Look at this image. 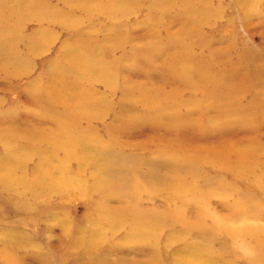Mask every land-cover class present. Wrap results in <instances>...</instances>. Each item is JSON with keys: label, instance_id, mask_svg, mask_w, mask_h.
<instances>
[{"label": "bare ground", "instance_id": "obj_1", "mask_svg": "<svg viewBox=\"0 0 264 264\" xmlns=\"http://www.w3.org/2000/svg\"><path fill=\"white\" fill-rule=\"evenodd\" d=\"M149 1L56 0L57 5L53 7L42 0H0V80L4 81L5 79L8 80L28 73L29 65L31 64L30 58L43 53L48 44L58 40L56 32L50 30L51 27H58L69 33L60 43L59 52L53 58L47 60V63L45 62V67L49 69L50 73L46 77L47 81L51 83L50 92L48 93L49 96L47 94L43 95L45 100L41 97L36 100L43 111L36 114L33 112L28 113L29 111L22 112L15 106L5 109L0 106V118L4 120L2 122L10 123H7L8 126L3 128L4 124L1 125L2 122H0V145L5 146L4 152L0 157V169L2 174H7L5 178H0L3 188L11 191L20 189L21 192L25 191L31 198L37 197V200H48L53 197L70 199L75 192L83 193L86 190V193L91 197L93 194H100L98 200H94L96 203V218L85 222V225L77 234L73 236L66 234L67 232L69 233L68 225L64 220L58 219L62 220L60 223L63 230L57 231L58 240L56 241L59 246H65L68 243V246L64 248V253L69 259L67 264H110L109 257L113 256L117 258V261L113 264H124L122 257L125 256L124 247L127 244H139V248L136 249L137 254H142L149 250L147 253L152 255V260H156V255L153 252H157L159 247L160 236L158 231L163 230V228H172L169 222L176 220V218L172 215L171 209L167 211L166 215H160L159 211L152 208L143 210L138 203L140 202L138 193L143 189L152 194L155 191V185H157L154 181L160 178L158 184L163 189H157V191L167 195L165 197H170L169 199L171 200V197L181 192L186 185L196 184L199 181L198 173L192 163L193 160H200L199 157L202 153L196 150L193 151V149H186L185 142L188 143L190 138H193L191 141L194 143L207 131H211L213 134L217 133V130L213 128L207 129L202 122L192 123V120L189 119L191 113L187 114L186 112L187 116L184 115L185 117L180 114H173L191 104H200L203 99L214 96L215 92L228 91L229 93L231 91V93L238 96L244 87L243 85L232 84L229 80L230 77L223 75V73L220 75L217 73V77H215V73L211 69L207 70L205 65L199 67L198 64H195L196 60L203 55L194 54L193 49L206 46L204 43L205 38L201 35V29L209 24V21L217 22L224 8L213 4V0H154L152 5L147 8L150 17L147 16L146 19L134 23L131 21L126 23L118 22L119 19L123 20L138 12L143 8L142 5ZM250 1L235 0L237 9L241 7L248 11L253 7V3L256 2L253 0L251 4ZM58 4L60 7H58ZM143 9H146V7ZM131 12L132 14H130ZM94 14L105 15L94 17L107 18L108 22H116L117 25L115 23H109L105 26L99 24L98 29L94 33H86L85 27H89V19H93L92 15ZM166 16H172L175 19L164 27L162 20ZM175 22L178 23L179 30L175 32L174 36L177 38L175 37L176 39L173 40L174 38L172 39L171 37L170 39L168 35L170 28ZM28 24L35 26V29L29 32L26 31L25 26ZM135 26L146 28L148 36L156 38L158 42L165 44L166 50L161 51L152 43H148L141 46L142 48L138 46L137 49L136 47L137 51L135 53H122L120 64L117 61L114 64L112 58L109 57L111 55L110 51L118 46L127 45L126 34L133 33L132 29ZM160 26L163 27V31L160 30L163 32L162 36L158 34ZM87 30L94 29L90 26ZM98 30L100 31L99 33ZM110 30H113L111 36L101 37L103 33ZM233 34L234 32L228 36H233ZM230 39L231 37L229 39L219 37L213 42L228 43ZM209 44L207 43V47ZM230 46L233 47V44H228L226 48L230 49ZM226 48L217 51L206 50V55L203 57H213L214 59L222 57L227 54ZM172 51L173 53L170 54ZM126 54L134 55L136 59L142 57L143 65L145 64V66L151 65V62L166 58L163 66L160 64L164 77L162 78V83H159L169 90H155L152 86L146 87L144 82L137 84L130 81L133 77H120V73L124 70L121 63L124 61V55ZM236 57V65H238L236 67L240 66V68L245 70L241 63L242 57L240 54H237ZM216 60H220V58ZM132 62L133 59H131L130 63ZM52 66H55V69ZM132 68L133 64H130V68L127 70L129 75L133 71ZM225 68L227 72L231 70L230 66ZM251 72L264 76V70H249L247 73ZM191 75H197V77H190ZM208 75H214L213 77L216 78V81L213 79V81L209 80ZM242 77L250 76L245 74L244 71ZM146 81L149 80L146 79ZM200 84L203 87L202 89H198ZM37 86V79H32L31 82L24 84V88L32 93L37 90ZM98 88L103 89V91L99 92ZM195 90H200L199 93L202 94L200 101L198 97L189 101L179 97L178 93H181V91ZM107 91L115 93L114 95L116 96L129 93L132 97L134 92L137 93V96H140L136 100L128 98L125 103L118 101L115 105L108 101ZM53 93L57 94L59 100L62 99L61 107H56L50 103ZM63 96L71 99L72 103H74L72 107H68L69 103H66ZM174 98H176V101ZM258 98L261 97L258 96ZM121 99L123 102V97ZM253 100L245 99L235 103L228 101L224 103L220 102L221 99H219L217 104H208L207 111L211 110L213 112V110H217L219 112L223 104L231 107L229 108L231 114L236 109L239 115L233 116L234 119H232L231 115L229 116L224 112L225 114H217L216 124L208 120V118H206V121L210 124L222 125V127L235 122L244 124L254 113L252 111L258 110L260 118L255 122L258 121L263 124L264 121L261 119L264 120V101L262 104L261 99H259L257 101L259 103L258 108L252 109L251 106H256V103L253 104ZM112 107L116 109L114 113L111 112L113 111ZM136 107H142L140 110L146 108V112L130 113ZM158 114L165 116L163 124L161 126L157 125V127L169 136L170 139L166 143L169 148L167 147L165 152H160L158 149L154 155L155 157L153 156L149 159H138L135 155H127L121 150L119 152L112 149L109 150L105 143L101 142L99 133L91 127L94 121L103 122L104 124L101 125L106 127L107 135L111 137L116 125L123 127L122 133L128 132L130 127L132 128L137 122H143L144 119L151 118V120L157 122L159 119ZM16 118L24 121L33 120L34 123L32 125L38 127L48 125V129L42 130V133L36 132V130H29L23 134L22 126H16L18 123H12ZM80 120L87 121L88 126H79L77 123ZM23 125L26 124L24 123ZM185 130L188 131L187 134H185ZM39 136L42 139L37 140ZM15 138L18 140L23 139L24 144L15 145ZM185 139L187 141H184ZM221 143L220 141H214L209 144L216 145L203 154L204 162L217 163L220 169L241 174L249 168L252 169L248 172H254L257 161L264 163V156L262 155L264 153V145L262 146L256 141L250 142L249 146H238L237 150L234 148L235 146L222 145ZM106 145H108V142ZM138 146L142 148L141 145ZM60 153H62L63 159L58 158ZM231 155L235 159L229 163V156ZM160 156L163 159L159 160ZM34 159H36V162L33 164L31 174L29 176L22 175V171L25 170L24 166L28 161L32 162ZM69 160L70 162H68ZM68 163L70 166L75 164L74 168H76V171L70 169L71 173L66 170L68 169ZM251 163L252 166H250ZM245 164L248 165L246 166ZM85 166L93 173L91 175L90 171H88L91 177L86 182L79 179L80 173L85 172ZM137 166H143L146 172L137 171L139 168ZM257 168L255 170L258 172ZM42 170L46 171L47 175L42 173L39 176V172ZM158 170L166 171L167 176L161 179L162 176L159 175ZM48 171L52 172L49 173ZM261 177H264V174L255 176L254 182L260 184ZM47 178L53 179V181L48 182ZM188 180L189 182H187ZM206 180L217 186V192L222 190L234 191L230 185L223 183V180L211 178ZM171 183L178 184V188H174ZM109 192L113 194L110 196L104 195V193L108 194ZM236 196V204H238V201L242 202L243 199H246L241 193H236ZM131 202L134 204H128ZM180 202L177 205L179 207L177 209L178 212L187 211L189 209L188 205L183 200ZM111 203L120 204L122 207L113 208L110 206ZM172 208L175 209V206ZM203 208L200 212L201 214L203 211L200 215L202 220L205 212L208 211L207 207L204 210ZM230 211L231 208L229 209V214ZM188 213L189 211L186 212V214ZM175 214L179 216L180 220L184 219L183 213H180L182 214L181 216L177 212ZM214 217L213 215V220ZM221 224L225 223L218 222V225H210L212 228L211 234H214V232L219 233L221 229L218 226ZM201 225L197 230L196 238L176 255L177 259L179 258L180 260L181 256L191 257L196 261L204 257L207 258L206 249L202 248L200 239L210 234V231L205 228L206 226L203 223ZM182 230L179 233L171 232L165 242L170 241L169 246H171V243L176 241L174 237H177V241L181 240L184 237V233H186V231ZM0 232V247L7 254L5 259L4 257L3 259L0 258V264L9 263L7 260L10 257L8 255L9 251L14 252L18 249H23V246L35 248L34 243L28 239L29 237L25 233L6 231V229L0 230ZM121 232H123V238L118 241L119 245L116 246L110 243ZM232 232L241 233V237H244L243 234L250 236V233L246 231ZM13 235H16L15 238H19L18 242H12L11 237ZM229 236L235 238L231 233H229ZM130 248L133 250L132 247ZM127 251L132 253L130 250ZM209 251H211V247ZM38 253H31L33 254L30 256L32 263L51 264L47 259L48 255L46 253ZM211 253L210 256H212ZM10 258L13 260V262H10L11 264H22L25 261L13 256ZM139 263L141 264L142 261ZM203 264L213 263L205 261ZM216 264L219 263L217 262Z\"/></svg>", "mask_w": 264, "mask_h": 264}, {"label": "rangeland", "instance_id": "obj_2", "mask_svg": "<svg viewBox=\"0 0 264 264\" xmlns=\"http://www.w3.org/2000/svg\"><path fill=\"white\" fill-rule=\"evenodd\" d=\"M45 3L50 4L51 6H56V0H42ZM154 0H150L146 4H143L142 7H146V9H140L138 12L130 14L129 17L119 19V23H126V22H139L144 20L149 16V12L147 10L148 7L152 5ZM251 0V4H252ZM256 2L253 3V7L250 8L248 11L246 9H242L241 7L237 9L235 0H213V4H217L219 7L224 8L220 18L216 21H209V24L203 26L201 29V35L204 39V43L206 46L198 47L197 49H193L194 54L199 56L206 55V50L208 51H217L220 49H224L229 45L233 44V47L230 46V49H227V54L222 57H203L201 56L199 59L196 60L195 64H198L200 67L201 65H205L207 70L211 69L215 73V77H217V73L220 75H227L230 77V81L233 84L243 85V90L240 91V95H234L231 91H222V92H215L216 96L212 95L203 99V102L200 104H191L188 107H184L179 109V112H175V114H180L182 117L187 116L188 113H191L189 119L192 120V123H204L207 129H215L217 130L216 134H213L211 131H207L206 133L200 136L201 138L196 140L194 143L185 142L186 149H193L201 152L202 155L199 157L200 160H193L192 165L196 168L198 173V182L196 184H189L191 186L186 185L181 192H178L176 195H173L171 200L170 197H165L167 195L161 194V192L157 191L163 189L159 183V180L154 181L157 185H155V191L151 194L147 190H141L138 194L140 199L139 206L142 209H155L159 211L161 214H167L168 210H172V215L176 218L169 222V225H172V228H163V230L158 231V235L160 236L159 247L157 252H153L156 255V260H152V255L147 253L137 254L136 249L139 248V244L137 245H125L124 251L125 256L122 257V262L124 264H140L139 262L142 261L141 264H203L205 261H210L213 264L217 262L219 264H264V177H261L260 184L254 182V177L264 174V163L257 161L256 167L258 166V172L254 169V172H248L252 168L246 169L243 173H233L227 170L220 169L218 164L216 163H209L204 162L203 154L206 153L209 149L214 147V145H209L214 141L222 142V145L232 146L237 150L238 146L248 145L252 141H256L260 145H264V122L259 123L258 121L255 122L257 119L260 118V114L258 110H253L254 112L249 119H247L246 123L241 124L235 122L233 124L228 125H214L216 121L217 114H227L231 115L232 117H236L239 115L238 110L234 109L231 114L229 108L222 104V108L219 112L207 111L208 104L211 103H218V100L221 99L220 102L227 103H235L239 101H244L245 99H254L253 104L256 103V106L252 107V109H257L259 103L257 101L261 99V103L263 104L264 101V76H260L253 72L247 73L249 70H264V0H255ZM249 2V1H248ZM238 4V1H237ZM59 5V4H58ZM60 7V5L58 6ZM78 13V12H75ZM94 16H105L102 14H94ZM91 18V17H89ZM174 17L166 16L163 19L162 24L166 27L167 24H170ZM216 20V19H215ZM85 21V20H84ZM87 21V20H86ZM107 18H99L94 17L93 19H89V27L91 26L94 30H87L89 27L86 28V33H94L95 30L98 29V25L102 24V26L113 24L116 22H108ZM209 26V27H207ZM136 27V28H135ZM132 30L133 33H127L126 35V43L125 46H118L117 48L110 51L109 57L112 58L114 64L117 61L120 64V60L122 58V53H135L138 49V46H143L148 43H152L155 47L159 50H166L165 44L158 42L156 38H151L148 36V32H146V28L135 26ZM172 28V29H171ZM169 30L168 38L175 40L177 37L174 36L175 32L179 30L178 23L175 22ZM35 29V26L28 24L25 26L26 31H31ZM102 29V28H101ZM163 27L160 26L158 29L159 36L163 35ZM50 30H54L57 34V39L54 42L47 45L46 49L43 53L38 54L35 57L30 58V65L29 71L27 74L23 76H16L12 77L8 80H0V106L2 109L9 108V107H18V109L22 112L29 111L33 113H41L43 110L40 109L37 99L39 97L44 98L43 95H48L50 92V82L47 81L46 77L48 76L49 69H46V61L53 58V56L59 52V45L65 39L69 33L66 31L61 30L58 27H51ZM131 30V29H129ZM162 30V31H160ZM112 31L105 32L102 34V38L105 36H111ZM83 32V31H82ZM85 32V31H84ZM100 31L98 30V33ZM126 32H128L126 30ZM141 32V34H140ZM234 32L233 36L230 33ZM236 35V36H235ZM157 36V35H156ZM142 37V38H141ZM145 37V38H144ZM176 37V38H175ZM224 39H231L229 42H213L218 38ZM95 40V39H94ZM131 43V44H130ZM207 43H210L207 47ZM133 45V46H132ZM135 45V46H134ZM137 47V49H135ZM126 48V49H125ZM142 48V47H141ZM195 48V47H193ZM204 48V49H203ZM134 49V50H133ZM133 50V51H131ZM229 52V53H228ZM173 51L170 53L172 54ZM208 53V52H207ZM234 53V54H233ZM124 55L123 64L124 70L121 72L120 77H133L130 81L134 83H142L146 87L152 86L155 90L159 91H168L169 89L163 87L161 81L164 77L163 71L160 68V64L163 66L165 63L166 58L160 59L159 61L151 62V65H143L142 57L135 58L134 55ZM240 54L242 57L241 63L242 66L245 67V70L239 67H236L237 57L236 55ZM128 56V57H127ZM233 56V57H232ZM127 57V58H125ZM220 58V60H216ZM133 59V62H131ZM210 59V60H209ZM46 62V63H45ZM130 64H133L132 72L127 71L130 68ZM244 64V65H243ZM231 68L229 72H227L225 67ZM55 69V66H52ZM235 68V69H233ZM250 68V69H249ZM245 74L249 75L250 77H242ZM129 75V76H128ZM55 76V75H54ZM214 75H208V79L211 81H216V78L213 77ZM21 77V78H19ZM58 77V76H57ZM190 77H197V75H191ZM213 77V78H212ZM215 78V79H214ZM32 79L38 80L37 90L35 92H30L24 88V84L31 82ZM148 79L149 81H146ZM213 79V80H212ZM240 79V80H239ZM40 81V83H39ZM235 81V82H234ZM160 82V83H159ZM245 83V84H244ZM248 86V87H247ZM251 86V88H249ZM202 89L203 87L198 85V89ZM25 89V90H24ZM178 89V88H176ZM98 91H103V89L98 88ZM200 90L195 91H181L179 97H181L185 101L192 100L193 98L199 99L202 96L199 93ZM243 92V93H242ZM260 92V93H258ZM104 94V93H102ZM108 94V101L115 104L120 101V103H125L128 101V98H132L136 100L140 95L137 96V93H133L134 95L131 97L129 93H125V95H114L115 93H111V91H107ZM263 95V96H262ZM107 96V95H106ZM234 96V97H233ZM242 96V97H241ZM253 98H252V97ZM261 97V98H258ZM52 103L56 107L62 106V99L59 100V97L56 93L52 94ZM58 97V98H57ZM123 97V102L122 98ZM227 97V98H226ZM231 97V98H230ZM255 97H257L255 99ZM66 100V103H69L68 107H72L74 103H72L70 98L63 96ZM223 99V100H222ZM236 99V100H234ZM43 100V101H44ZM176 101V98H174ZM234 100V101H233ZM256 100V101H255ZM45 102V101H44ZM64 102V101H63ZM119 103V104H120ZM239 106V104H238ZM261 107V106H260ZM142 107L134 108L130 113H143L146 112V108L140 110ZM249 108V107H247ZM114 113L116 109L114 107L111 108ZM129 109V108H128ZM187 112V114H185ZM225 112V113H224ZM164 114V113H161ZM158 114L157 122L151 120V118L144 119L143 122H137L135 125L130 127L128 132H121L123 129L122 126H117L112 131V136L109 137L107 134L106 127H104L103 122H93L91 127L95 129L101 138V142L105 143V146L108 147L109 150H116L119 152L121 150L123 153L127 155H135L138 159H149L152 158L156 151L159 149L160 152H165L167 146V141L169 136L162 130L157 127L163 124V120L165 116ZM185 115V116H184ZM234 117L232 119H234ZM206 118L213 124H210L206 121ZM240 118V117H239ZM264 118V116H263ZM149 120V121H148ZM264 121L263 119H261ZM2 118H0V122H2ZM12 123H18L16 126H22L23 134L26 131H39L42 133V130L48 129V125L43 127H38L32 125L34 123L33 120H22L16 118L13 120ZM252 121V122H251ZM248 122V123H247ZM255 122V123H254ZM9 122H2V127L5 128L8 126ZM21 123V124H20ZM26 125H23V124ZM250 123V124H249ZM253 123V124H252ZM79 126H88V122L84 120H80L77 123ZM216 124V123H215ZM247 124V125H246ZM13 127V125H11ZM1 127V128H2ZM126 127V126H125ZM125 129V128H124ZM191 130V129H190ZM187 134V130H185ZM183 131V132H185ZM196 138V137H194ZM36 139V138H34ZM42 139V137H38L37 140ZM184 141H187L186 139ZM108 142V145H106ZM113 145L110 146L109 145ZM15 145L24 144L23 139L15 138ZM207 144V145H205ZM141 145L142 148H140ZM148 146V149H147ZM117 147V148H116ZM137 149H136V148ZM145 147V148H144ZM169 148V147H168ZM5 146L0 145V157L3 154V150ZM155 150V151H154ZM192 151V152H193ZM149 152V153H148ZM200 154V153H199ZM140 155V156H139ZM264 156V153L262 154ZM62 153L59 155V159L62 158ZM126 157H133V156H126ZM155 157V156H154ZM260 157V156H255ZM56 158V157H55ZM163 159V157H159V160ZM235 158L233 155L229 156V163L233 162ZM36 162L34 159L32 162L28 161L27 164L24 166L25 170L22 171V175L29 176L32 172L33 164ZM67 162V161H66ZM70 162V160L68 161ZM65 164V163H64ZM63 164V165H64ZM75 165V164H74ZM74 165L71 166L68 163V169H72L76 171ZM246 166L248 164H245ZM250 165V164H249ZM252 166V163L251 165ZM139 167L137 171L139 172H146V169L143 166ZM53 169V168H52ZM85 172L80 173L79 179L88 180L93 173H91L90 169L85 166ZM2 170L0 169V178H5L7 174H2ZM84 171V170H83ZM91 175L89 174V172ZM256 171V172H255ZM260 171V172H259ZM49 172V171H48ZM52 172V171H50ZM49 172V173H50ZM71 172V171H70ZM159 175L162 176L161 179L166 177V171L158 170ZM20 173V172H18ZM45 174L46 171L42 170L39 172V176L41 174ZM72 173V172H71ZM47 175V173H46ZM50 175V174H49ZM131 175V174H130ZM239 177V178H236ZM218 179L223 180V183L228 184L234 191H218L217 186L212 185L211 183L207 182L206 179ZM48 182L53 181V179L47 178ZM190 180V179H189ZM189 180L187 182H189ZM253 181V182H252ZM153 182V183H154ZM173 182V181H172ZM174 188H178V184L171 183ZM19 190V191H18ZM17 191L6 190L3 188L0 182V230L6 231H13L19 233H25L35 245V248H29L23 246V249H18L14 252H10V257H15L18 259H24L25 261L22 264H36L32 263L30 256L33 254L31 253H46L48 255V260L51 264H67L69 259L67 258L66 254L64 253V248L68 246V243L65 246H59L57 244L58 240V232L59 230H63L61 225V221L64 222L69 227V233L66 234L73 236L77 234L81 228L85 225L84 223L90 219L96 218V203L95 201L98 200L100 196L97 194H93L92 197L87 194V190L83 193L75 192L71 195L72 198L70 199H61L59 197H53L52 199L37 200V197H30L27 193L21 192L20 189ZM175 191V190H172ZM73 192V191H71ZM167 193V191H165ZM227 193V194H226ZM236 193L243 194L242 202L238 201L236 204ZM112 192L104 193V195H112ZM230 194V195H229ZM232 194V195H231ZM234 198V199H233ZM97 199V200H96ZM255 199V200H254ZM95 200V201H94ZM142 200V201H141ZM188 205V210L184 212H178L177 206L182 201ZM234 200V201H233ZM128 203V204H132ZM134 204V203H133ZM109 205V204H108ZM129 205V206H130ZM235 205V206H234ZM238 205V206H237ZM113 208H120L122 205L120 204H112L110 205ZM175 206V209L172 208ZM208 208V211L205 212V216L203 220L200 218L201 209ZM229 206V207H227ZM233 206V207H232ZM203 208V210H204ZM231 208L230 214L229 209ZM177 210V211H176ZM214 210V211H213ZM186 214V212H188ZM177 214L183 213L184 219H179ZM217 213V215H215ZM182 214H180L181 216ZM213 215L214 220H213ZM212 216V217H211ZM220 220H218V219ZM58 219H62L61 221ZM201 219V220H200ZM211 219V220H210ZM213 221V222H212ZM218 222H222L225 224H221L218 227L221 229L219 233H212V228L210 225H218ZM203 223L205 228H208L210 234L200 239L201 246L203 249H206V257L196 261L191 257L181 256L179 262V258H176V255L186 248L187 244L193 242L194 238L197 236V230ZM206 223V224H205ZM177 226H176V225ZM168 225V224H167ZM175 226V227H174ZM184 229V230H182ZM186 231L184 233V237L181 240L177 241V237H174L176 241H173L170 245L169 242H165V240L171 235V232L179 233L180 231ZM196 231V232H195ZM237 233L246 231L249 232L250 236L248 237L247 234H243L244 237H241L240 234ZM1 233V232H0ZM209 233V232H208ZM231 233L235 238L229 236ZM16 235L11 237L12 242H18L19 238H15ZM253 236V237H252ZM123 238V232L117 235L112 242L116 246L119 245V240ZM211 238V239H210ZM205 239V240H204ZM1 240V238H0ZM118 243H117V242ZM24 243V241H23ZM213 243V244H212ZM258 245V246H257ZM132 247L133 250L130 248ZM208 247V248H207ZM211 247V251L210 250ZM35 249V250H32ZM127 250H130L132 253H129ZM214 250V251H213ZM5 251V250H4ZM134 251V253H133ZM209 251V252H208ZM213 251V252H212ZM0 258L5 259L7 256L6 252H3L0 247ZM212 252V253H211ZM222 252V253H221ZM38 253V254H39ZM210 253L212 256H210ZM8 257L7 259L9 263L13 262L12 258ZM184 258V259H183ZM73 259V257H72ZM192 259V260H191ZM71 260V258H70ZM114 260V261H113ZM117 261L115 256L109 257L110 264H113ZM137 262V263H136Z\"/></svg>", "mask_w": 264, "mask_h": 264}]
</instances>
